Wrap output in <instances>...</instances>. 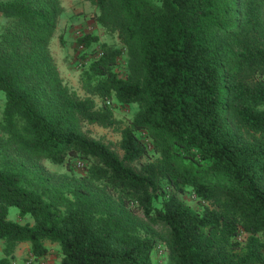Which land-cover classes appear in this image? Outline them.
<instances>
[{
	"label": "trees",
	"instance_id": "trees-1",
	"mask_svg": "<svg viewBox=\"0 0 264 264\" xmlns=\"http://www.w3.org/2000/svg\"><path fill=\"white\" fill-rule=\"evenodd\" d=\"M89 1L127 65L120 76L121 49L92 48L80 95L49 47L59 0H0V264L21 242L38 258L45 241L59 264H156L159 239L167 264H264V0ZM113 98L138 105L122 157L82 130L115 123ZM149 146L154 159L126 163ZM42 158L87 160L86 174L55 184L32 162ZM10 206L32 222L9 218Z\"/></svg>",
	"mask_w": 264,
	"mask_h": 264
},
{
	"label": "rangeland",
	"instance_id": "rangeland-1",
	"mask_svg": "<svg viewBox=\"0 0 264 264\" xmlns=\"http://www.w3.org/2000/svg\"><path fill=\"white\" fill-rule=\"evenodd\" d=\"M59 3L61 5V11L55 18L56 26L49 47L62 81L73 88L78 94L83 95L84 93L80 82V71L83 66L81 63H86L93 56L90 53L92 48L100 51V45L103 42L121 49L116 69L120 76H125L127 65L126 49L115 32H107L95 20L94 15L97 13L96 6L89 0H59ZM5 21L6 18L0 14V33ZM85 32L93 33L98 38L88 48H84L77 42V38ZM60 37H62V42L60 41ZM95 101L98 106L101 105L100 98L95 96ZM4 102L5 96L0 90V115ZM107 104L112 110L115 123L106 127L96 123H85L82 130L86 136L104 143L112 152L122 157L123 150L119 146L121 131L134 116L138 105L136 103L122 104L114 98L108 101ZM245 137L248 136L245 134ZM142 139L148 142L147 137L143 134ZM3 151L4 149L0 145V159ZM154 158L155 153L152 151L151 146H149L147 155L142 159L126 163L135 169H140L142 162ZM32 162L55 184H61L63 182L76 183L86 174L88 164L87 160L78 158L72 159L69 165L52 163L45 158ZM190 195L191 191L187 190L181 193L180 197L190 207L200 209L201 202L192 198ZM156 204L159 205L160 200H157ZM8 217L21 223L26 221L32 222L29 216L20 217L15 206L9 207ZM155 228L160 233L164 232V227L161 225H155ZM157 244V249L153 253V260L156 264H167L168 256L164 243L159 239ZM45 246L47 248L46 252L38 258H35L30 253L29 242L19 243L14 251L15 257L12 260L13 264H59L61 257L59 245L55 242L45 241ZM1 247L2 242L0 241V255H2Z\"/></svg>",
	"mask_w": 264,
	"mask_h": 264
},
{
	"label": "built area",
	"instance_id": "built-area-1",
	"mask_svg": "<svg viewBox=\"0 0 264 264\" xmlns=\"http://www.w3.org/2000/svg\"><path fill=\"white\" fill-rule=\"evenodd\" d=\"M263 75H264V74H263ZM191 197H192V198H195V195L192 193Z\"/></svg>",
	"mask_w": 264,
	"mask_h": 264
}]
</instances>
